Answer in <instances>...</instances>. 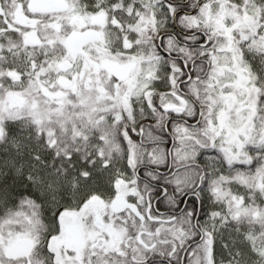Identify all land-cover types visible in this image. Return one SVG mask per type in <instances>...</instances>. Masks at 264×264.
<instances>
[{"label":"snow or ice","instance_id":"1","mask_svg":"<svg viewBox=\"0 0 264 264\" xmlns=\"http://www.w3.org/2000/svg\"><path fill=\"white\" fill-rule=\"evenodd\" d=\"M0 264H264V0H0Z\"/></svg>","mask_w":264,"mask_h":264}]
</instances>
